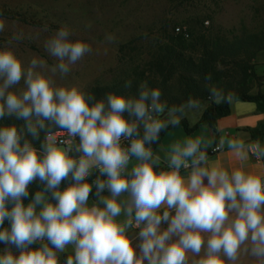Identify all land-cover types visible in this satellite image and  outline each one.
<instances>
[{"label":"clouds","instance_id":"clouds-1","mask_svg":"<svg viewBox=\"0 0 264 264\" xmlns=\"http://www.w3.org/2000/svg\"><path fill=\"white\" fill-rule=\"evenodd\" d=\"M4 28L0 21V32ZM69 37L70 30L61 26L44 41L45 51L59 61L51 67L46 60L33 57L25 68L11 49L0 50V118L14 114L27 120L34 115L40 118L39 128L47 120L66 130L69 137L58 141L49 132L38 154L27 140L21 145L15 126L0 127V244L5 245L0 264H59V254L66 253L68 245L72 253L65 264H188L187 253L199 256L202 246L204 255L192 264H244L245 257L251 258L249 264H264V183L260 176L196 167L205 158L200 152L185 180L179 169L189 166L184 158L199 151L198 139H188L184 147L174 145L172 170L155 172L152 151L145 145L159 139L169 124H179L175 113L182 112V107L165 113L161 90L144 85L136 97L109 94L106 101L97 100L91 106L92 97L77 86H56V73L67 74L70 66L91 51L85 41ZM22 78L26 90L18 95L10 89ZM188 103L197 105L192 100ZM28 131L34 138L38 135L31 123ZM77 136L75 151L82 153L78 159L69 155L71 138ZM122 136L135 138L125 148ZM133 156L140 163L126 175ZM93 168L107 178L94 181L99 199L88 206L93 184L86 181ZM69 173L74 183L57 190ZM36 178L45 183L44 191L36 192L25 205L28 185ZM105 190L109 195L101 196ZM44 192H51L55 203L47 202ZM122 193L129 197L124 207L118 200ZM37 205H41L39 212ZM122 211L127 219L119 223L116 217ZM5 220L8 227H3ZM162 222L167 224L163 230ZM130 228L139 229L135 237L129 235ZM202 233H210L206 243ZM45 240L39 247H30Z\"/></svg>","mask_w":264,"mask_h":264},{"label":"rangeland","instance_id":"rangeland-1","mask_svg":"<svg viewBox=\"0 0 264 264\" xmlns=\"http://www.w3.org/2000/svg\"><path fill=\"white\" fill-rule=\"evenodd\" d=\"M0 7L30 21L0 17L5 24L0 50L11 49L25 68L33 57L46 60L50 67L59 63L43 44L61 26L70 30V39L90 45L91 51L67 74L57 72L53 77L56 86H77L84 93L131 75L147 60L163 30L203 26L230 37L264 29V0H0ZM257 55L254 72L259 81L252 92L264 91V51ZM10 90L22 94L23 78ZM108 195L106 190L104 196ZM160 227L163 230L167 224L162 222ZM138 231L131 228L129 235L135 237ZM209 235L202 233L205 243ZM203 255V246L199 256L187 253L188 264ZM250 260L245 257L244 264Z\"/></svg>","mask_w":264,"mask_h":264},{"label":"trees","instance_id":"trees-1","mask_svg":"<svg viewBox=\"0 0 264 264\" xmlns=\"http://www.w3.org/2000/svg\"><path fill=\"white\" fill-rule=\"evenodd\" d=\"M0 17L17 19L28 23L27 19L19 14L0 7ZM35 24V23H34ZM163 30L156 40L152 51L142 65L136 67L131 75L105 86H94L85 95L91 96L89 105L97 100L106 98L109 94L136 97L142 90L141 85L148 90L159 88L161 90L160 102L165 105V113L173 107L183 108L192 101H206L209 105L204 109L199 122L187 131L192 130L198 124H206L214 128L216 120L229 114L227 100L229 98L244 102H254L258 110L264 113V91L252 92L254 85L258 84L259 77L254 72V60L260 52L264 51V29L258 32L242 31L239 35L228 37L218 31H212L207 27H188L176 32ZM141 68V69H140ZM218 100V102H216ZM127 118V113H124ZM162 118L165 117L161 114ZM31 123L37 129L38 135L34 138L28 131V124ZM168 125L159 133V139L152 143H146L153 152L159 144L163 134L171 128L181 125ZM45 127L39 125L30 117L26 120L16 115H5L0 118V127L15 126L18 134L21 135L20 143L23 145L27 140L38 154H42L41 145L45 142V136L49 132L61 131L52 122L44 120ZM140 135L143 133L138 128ZM253 142L258 144L264 162V153L261 145L264 138V123L260 128L251 131ZM140 163V161H138ZM137 163V164H138ZM155 172L162 171V168L153 166ZM131 173L129 171L127 174ZM126 174V175H127ZM99 177L105 180L106 175L93 173L87 178L88 183L93 184L92 192L89 193L88 203L95 202L99 198L95 195L96 188L94 181ZM74 181L71 180V173L63 179L57 190L62 191ZM45 183L39 178L34 179L28 185V197L23 198L27 204L36 192L44 191ZM47 201L55 203L51 199V192H45ZM106 194V190L100 193ZM11 207V205H9ZM5 220L3 227H8ZM38 241L31 245V248L39 247ZM51 246V245H49Z\"/></svg>","mask_w":264,"mask_h":264},{"label":"crops","instance_id":"crops-1","mask_svg":"<svg viewBox=\"0 0 264 264\" xmlns=\"http://www.w3.org/2000/svg\"><path fill=\"white\" fill-rule=\"evenodd\" d=\"M196 102L197 105L195 107L187 104L182 108V112H177L175 114L180 118L182 124L175 128L168 129L163 134L159 144L152 152L154 161L153 166L162 168V171H171L172 169L169 167V162L173 152V146L179 144L180 147H184L188 139H198L200 141L199 151L193 157L184 158L189 166L187 168L181 166L179 169L180 175L184 177L185 180L191 175L193 160L199 157L200 152H203L205 158L200 161L199 164L195 165L196 167H203L209 171L213 168L222 169L227 171L229 175L235 170H241L245 172V174L260 176L262 183H264V162L262 160V154L258 144L253 142L251 138V131L260 128L264 123V113L258 110L257 104L229 98L227 100L229 114L218 118L214 128L206 124H198L192 130L187 131L184 125L189 129L194 127L199 122L204 109L209 105L206 101ZM216 102H218V100ZM140 130L143 133L141 127ZM215 145H219L220 150L210 156L205 155V153ZM261 148L264 153V138ZM137 163L138 160L136 159L129 171H131ZM203 182L207 185L206 178ZM44 196L47 201L48 196L45 192ZM31 200L28 203H30ZM118 200L124 202L122 207L127 206L129 200L128 194L122 193L121 196L118 197ZM94 203H98V200L89 203L88 206ZM98 206L103 207L101 204ZM40 208L41 205H37L36 211L39 212ZM163 210V207H161L159 210L160 213H162ZM126 219L127 217L123 211L116 217L119 223H123ZM130 231L131 228L129 229V233ZM4 248L5 245L0 244V251ZM66 248V253L59 254V264H65L67 256L72 253V245H68ZM13 254L17 255L18 251L13 252ZM63 256H65V259H63Z\"/></svg>","mask_w":264,"mask_h":264},{"label":"built area","instance_id":"built-area-1","mask_svg":"<svg viewBox=\"0 0 264 264\" xmlns=\"http://www.w3.org/2000/svg\"><path fill=\"white\" fill-rule=\"evenodd\" d=\"M175 31H176V32H179L180 30H179V28H176ZM61 133H64V134L61 135ZM52 134H53V135H56L58 141H63V140L69 139V137L67 136L66 130L55 131V132H52ZM133 138H135V137L127 138V139H126V138H124V137L122 136V137H121V145H122V147L127 148V147L130 145L131 139H133ZM71 139H72V145H71V147H72V151L69 152V155L72 156L73 158L78 159V158L80 157V155H82V153H79V152H76V151H75L76 146H78V144H79V137L77 136V137H74V138H71ZM58 146H61V147H67V145H64L63 143H59ZM219 150H220V146H219V145H215V146H213L211 149H209V150L205 153V155L210 156V155H212V154L218 152ZM135 160H136V158H135L134 156H133V157H130V160H129V162H128L126 168H125V173H126V172H129V169H130V167L135 163ZM93 173H99V171H98L97 169L93 168V169L91 170V175H92ZM89 177H90V176H89ZM89 177H88V178H89Z\"/></svg>","mask_w":264,"mask_h":264},{"label":"water","instance_id":"water-1","mask_svg":"<svg viewBox=\"0 0 264 264\" xmlns=\"http://www.w3.org/2000/svg\"><path fill=\"white\" fill-rule=\"evenodd\" d=\"M12 251H13V252H16V251H18V250L15 249V247L13 246ZM63 259H65V256H63Z\"/></svg>","mask_w":264,"mask_h":264}]
</instances>
